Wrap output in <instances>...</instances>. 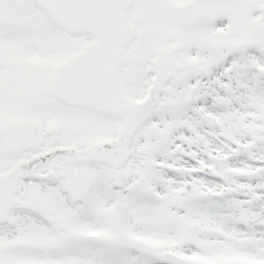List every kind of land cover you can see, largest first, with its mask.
I'll use <instances>...</instances> for the list:
<instances>
[{"label":"snow or ice","instance_id":"snow-or-ice-1","mask_svg":"<svg viewBox=\"0 0 264 264\" xmlns=\"http://www.w3.org/2000/svg\"><path fill=\"white\" fill-rule=\"evenodd\" d=\"M0 264H264V0H0Z\"/></svg>","mask_w":264,"mask_h":264}]
</instances>
